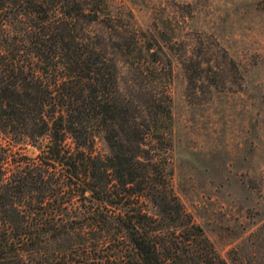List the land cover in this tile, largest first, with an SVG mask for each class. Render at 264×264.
Wrapping results in <instances>:
<instances>
[{
    "label": "trees",
    "instance_id": "1",
    "mask_svg": "<svg viewBox=\"0 0 264 264\" xmlns=\"http://www.w3.org/2000/svg\"><path fill=\"white\" fill-rule=\"evenodd\" d=\"M179 42L111 0H0V264H228L171 185V56L187 95L239 70Z\"/></svg>",
    "mask_w": 264,
    "mask_h": 264
},
{
    "label": "rangeland",
    "instance_id": "2",
    "mask_svg": "<svg viewBox=\"0 0 264 264\" xmlns=\"http://www.w3.org/2000/svg\"><path fill=\"white\" fill-rule=\"evenodd\" d=\"M162 39L223 47L239 73L187 95L172 55L171 185L216 252L228 264H264V0H111ZM122 89L134 72L116 56ZM94 151L105 154L101 135ZM23 150L34 154L26 144Z\"/></svg>",
    "mask_w": 264,
    "mask_h": 264
}]
</instances>
